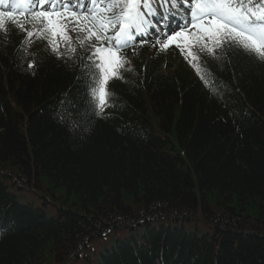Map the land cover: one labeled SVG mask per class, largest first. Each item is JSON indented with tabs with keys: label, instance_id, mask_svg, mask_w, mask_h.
I'll return each mask as SVG.
<instances>
[{
	"label": "trees",
	"instance_id": "16d2710c",
	"mask_svg": "<svg viewBox=\"0 0 264 264\" xmlns=\"http://www.w3.org/2000/svg\"><path fill=\"white\" fill-rule=\"evenodd\" d=\"M72 23L0 31V264H264V60L138 44L97 115Z\"/></svg>",
	"mask_w": 264,
	"mask_h": 264
},
{
	"label": "snow or ice",
	"instance_id": "6c2138e0",
	"mask_svg": "<svg viewBox=\"0 0 264 264\" xmlns=\"http://www.w3.org/2000/svg\"><path fill=\"white\" fill-rule=\"evenodd\" d=\"M11 2L12 11H0V31H6L5 18L21 31L26 32L25 42H30L33 35L49 40L52 51L61 56L55 37L65 42L64 56L71 57L76 48L71 46L65 25L71 17L72 31L77 32V41L81 48H89V63L83 70L91 79L90 95L97 115L110 107L112 95L106 87L107 82L119 76L126 60L119 55L122 49L133 46L138 37H143L150 30L157 32V44L166 50L175 44L192 56L189 63L199 59L191 52L198 48L215 57L213 48L222 49L225 45L242 48L264 60V0H160L161 6L171 3L173 7L183 4L189 9V24L178 25L181 30L166 35L165 43H160L158 25L167 28L166 17L158 15L154 7L155 0H0V5ZM90 4L91 7H85ZM45 5H48L45 9ZM75 9L72 11L71 9ZM67 14V16L65 15ZM79 14V15H78ZM20 16L24 23L15 17ZM35 27V31H29ZM194 31H189V29ZM81 34L83 38H81ZM182 41L184 47H181ZM143 44L145 41L140 39ZM209 44L212 47H209ZM188 59V56L185 57ZM201 79L204 69L198 64L192 65ZM29 68L32 67L30 63ZM206 85L209 83L205 80Z\"/></svg>",
	"mask_w": 264,
	"mask_h": 264
},
{
	"label": "rangeland",
	"instance_id": "374dc122",
	"mask_svg": "<svg viewBox=\"0 0 264 264\" xmlns=\"http://www.w3.org/2000/svg\"><path fill=\"white\" fill-rule=\"evenodd\" d=\"M74 1H72V3H73ZM76 2H74L73 4H75ZM85 7H91V5L90 4H85L84 5ZM45 7H48V5H45ZM181 12L185 15V16H188L189 17V15H190V13H189V10H188V8H185V9H181ZM188 19V18H187ZM189 20V19H188ZM190 21V20H189ZM190 23V22H189ZM154 39H155V37H153ZM154 39H152V40H154Z\"/></svg>",
	"mask_w": 264,
	"mask_h": 264
}]
</instances>
